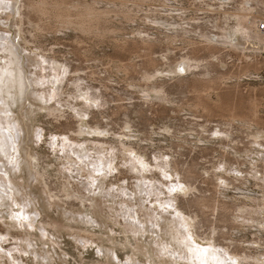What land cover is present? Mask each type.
<instances>
[{"label": "rangeland", "instance_id": "obj_1", "mask_svg": "<svg viewBox=\"0 0 264 264\" xmlns=\"http://www.w3.org/2000/svg\"><path fill=\"white\" fill-rule=\"evenodd\" d=\"M144 1H127L130 18L109 13L103 37L105 27L96 34L65 24L51 28L53 21L40 13L32 14L35 25L30 24L25 0H0V117L12 146L0 161L8 174L0 187V264H197L184 257L201 264H248L237 253L249 255L251 263L264 261V52L246 74L241 55L222 50V62L210 58L212 76L228 75L207 92L212 110L187 104L196 96L190 73L182 82L159 74L168 101L145 97L142 75L150 67L139 40L164 39L168 27L155 20L212 30L220 1ZM239 1L245 0L229 1L226 8L234 10ZM259 1L249 0V12L264 17ZM114 2L101 0L97 7ZM125 41L128 50L119 46ZM8 47L12 56L3 50ZM190 49L179 40L156 44L157 71ZM6 76L15 80L11 91ZM16 81H22V93ZM51 106L60 116L48 115ZM230 112L251 122L238 116L233 121ZM223 130L233 134L226 137ZM176 134L189 142L180 146ZM256 136L263 145L254 142ZM93 164L102 172L93 171ZM139 180L153 190L143 193ZM204 196L208 203L215 200L210 204L228 202L240 218L220 221L214 205L204 208L208 222L197 217L199 208L188 203ZM123 203L134 205L133 219L123 214ZM179 216L195 220L182 231L174 223ZM20 220L23 227L16 224ZM168 249L176 255L162 253Z\"/></svg>", "mask_w": 264, "mask_h": 264}, {"label": "bare ground", "instance_id": "obj_2", "mask_svg": "<svg viewBox=\"0 0 264 264\" xmlns=\"http://www.w3.org/2000/svg\"><path fill=\"white\" fill-rule=\"evenodd\" d=\"M100 1L101 0H25V3H23V6L25 7V9L28 10V12L26 11L27 14H25L24 12L23 13H24L25 17H27L28 22H30V24H31V22L33 23V18H32L33 15L32 14L36 15L37 13L38 14L40 13L41 17H42V15H45L46 17H48L50 20L53 21L52 24L49 25V26H52L51 28H58V27H61L62 25L65 24L64 25L65 27H66V25H71V26H74V28H76V29L78 28L81 31L91 32V33L94 32L96 34V33L102 32L101 27L104 23L107 22L106 20H108L107 18H108L109 13L115 12L118 15L122 14L125 17L126 16L129 17L132 12L130 13V9L126 5L127 1H132L133 4L138 5V4H143L142 1H144V0H119L120 4L115 3L114 1H116V0H112L114 2V4L111 8H108V9H104V8L101 9V8L97 7V4ZM219 1L220 2L218 3L219 8L217 9V11H218L217 14L220 15V18L218 20L214 21V26H212L213 27L212 30H210L211 28H209L208 26H205L203 24H200L199 26H197V25L194 26V24L190 23V21L185 22V23H188V25H189V27H186L180 23L175 22L174 19H172V21H174V23H176V24H173V25H172V23H170V21H168V19H164L165 20L164 22L163 21L159 22V21L155 20L156 24L164 25V29H166V27H168V33L164 32V35H163V36H165L164 39L161 40V39L157 38L156 40H154V39H150V38H143V39L139 40L140 45H142V48L145 49V52H146V57H147L146 64L153 70L152 71L150 68H148L144 71V73L142 75V81L144 82V85H145V88H143V91H144L143 94H145V97H148V98L150 97V98H153V99L158 100V101H168V99H169L168 94L169 93L165 88L166 84L164 85V83H167V82H161L160 79H159V81H157V78H159V74L162 73V74H165L166 76H168V74H169V76L171 78H176L178 81L182 82V81L186 80V77L184 75H186L187 73H190V74L195 76V80H194L195 85H193V84L192 85H193L194 93L196 94V96L192 102H189L187 104L190 105V107L193 106L196 108H198V106L199 107L203 106L204 108L208 109L207 111H209V110H212V107L208 108L209 105L207 106V104L205 102L206 101L205 99H209V95H207L208 94L207 92L210 90V88L213 87V85L222 81L224 78L228 77V75L226 76V74L225 75L224 74H218L216 76H212V74H211L212 71L209 67L212 66L213 63H212V61H210V58H217L219 61H221V59L219 57V53L222 50H228L229 52L232 51V53L234 52V53L238 54V56L241 55L242 57H244L245 63H246L245 64L246 68L243 70L244 71L243 74L244 73L246 74L252 68H254V69L257 68V66L260 64V61L255 60V58L258 55L260 57V55H262V53L264 52V30L258 29V24L260 22L264 23V19H262L264 17L263 16L258 17V16L250 14L249 11L254 10L252 7L254 5L250 4L249 0H245V1H241V2L239 1L240 4L237 7H235L234 10L233 9L228 10L229 8L228 9L226 8V6H228V4H230L229 1H233V0H219ZM137 5H135V6H137ZM257 6H259L261 8L260 12H264V0L257 2ZM104 7H106V6H104ZM131 17H132V15H131ZM104 21H106V22H104ZM102 22H103V24H102ZM33 24L35 25V23H33ZM104 27H105V25H104ZM104 27H102V28H104ZM37 28H38V26L36 27V29ZM106 28L107 27H105L104 29H106ZM198 28H200L199 31L197 30ZM104 29H103V34H102L103 37H104L105 33L107 32V29L105 31H104ZM207 30H209V32H206ZM108 32H109V30H108ZM110 32H112V31H110ZM141 32H139V33H141ZM94 33H93V35H95ZM99 35H101V34H98L97 36H99ZM34 38H36V37L34 36ZM177 40L181 41L182 44H186V46L187 45L190 46L192 49V53L182 56V58L180 60H178L177 62L167 64V67H168L167 69L157 71V69H158L156 66L157 61H155V59L152 57V54L154 52L152 49L154 47H156V44H160L161 42L166 43V45H171ZM128 42L125 41L124 43H121L119 45L120 48H123V50L125 47L127 48L128 45L126 43H128ZM135 43L137 44V42H135ZM135 45H134V48H136V49L138 47H140L139 45H138V47L137 46L135 47ZM128 48L126 50H128ZM142 48H138V50L142 49ZM3 50L4 51L7 50V52H9L11 54L10 56L13 55V52H12L10 47H8V49H3ZM200 52H203L204 57H199ZM181 69H182V71H181ZM6 71H8V73H9L12 71V69H8L6 67ZM166 72H168V73H166ZM197 77H199V78H197ZM7 79H8V81H7ZM161 79H162V77H161ZM2 81H4V79H2ZM10 81L15 82V80H12L10 77L6 76V87L9 91H11L15 87L14 83H11ZM22 81H20V83H18L16 81L17 87H18V90L20 91V93H22V89L20 87L21 85H23ZM190 86H191V84H190ZM6 87H5V89H6ZM23 93H24V90H23ZM54 95H56V93H54ZM149 101L150 100H148V102ZM0 102H2V101H0ZM254 102H255V100H254ZM155 103H158V102L155 101ZM46 109H48V115H50V116L52 115V117L53 116L54 117L60 116L58 109L55 108L54 106H51V107L46 108ZM206 109H205V111H206ZM236 116H238L237 118H241L242 120L244 119L247 122H251L248 119V116H246L244 114H236V113L230 112L228 117H229V119L233 120V118H236ZM3 120H4L3 117H0V131H1V133H0V161H3L4 158L3 159L1 158L3 155H8V151H9V148L11 146V145L10 146L8 145V142L10 139L9 136H7L4 132V130L1 129V128H3L2 127ZM235 120H233V121H235ZM229 122H231V121H229ZM254 123L257 124V126H258V124L261 125V123H258V122H254ZM4 127H5V125H4ZM222 132H224L226 137L233 134V133H230L229 130H223ZM255 135H257V133ZM176 138L177 139L179 138V140L181 141V144L179 143L180 146H182V144H184V143L186 144L189 142L187 137H178L176 134ZM197 140L204 142V138H198ZM197 140H196V142H197ZM201 142H199V143H201ZM254 142L258 143V145L259 144L263 145V142L258 140V136H256V138H254ZM64 144H66V143H64ZM122 144L124 146V142H122ZM11 148H12V146H11ZM140 164H142V163H140ZM92 170L96 171V172H100V173L102 172L101 168L99 166H96L95 164L92 165ZM189 173H190V171H186L187 177L186 176L185 177L187 179L191 178V174H189ZM7 175L8 174L5 172L3 167L0 166V187L1 188H4L5 184H7L6 182L8 180L5 178V176H7ZM217 178L219 180H221L222 182L226 181L228 183V185L233 184V182H234V181H232V178H229V177L227 178V177L222 176V175H218ZM141 183H144V186H145L144 191H142V192L148 193V191H146V187H148V186L145 185V181H140V183L138 184V185H140V188H141ZM11 185H14V184L12 183ZM191 186L192 185H190V187ZM154 189H155V187H154ZM121 190H124L126 192L125 188L121 187ZM152 190H153L152 187L149 188V191H152ZM173 191L174 190L172 189V192ZM123 194L125 195L126 193H123ZM1 198L2 197L0 196V199ZM211 199H213V197ZM207 200L209 201L210 198L206 199L204 196V197H197V198L189 201V203H188L189 206H196L199 208L198 212L200 214L197 212L196 213L197 217L201 216V218H202V216H203L202 214H204L205 213L204 210H206L204 208H206V207L208 208L212 205H214L215 208L221 210V212L219 214L220 215L219 216L220 221L222 220L223 222L231 223L232 222V221L230 222L231 217H229V216H234L235 219L240 216V215L235 214V211H236V210H234L235 208L232 205H230L228 202L222 201L223 199L222 200L219 199L220 201H218V202L216 201V204H210V203L214 202L215 200L214 201L211 200L212 202L210 201V203H208ZM158 204H159V202H158ZM122 206L126 207V210L124 211L123 214L124 215L126 214V217L133 219L132 215L130 214V209H131V206H134V205H129L127 203H123ZM244 206H246V205H244ZM244 206H241V208H243ZM210 208H212V207H210ZM218 212H219V210H218ZM204 215L207 216V214H204ZM206 216H203V218H202V219H204V221H205V219L207 220V218H205ZM201 218L199 219L200 221H198L197 224L203 223ZM178 220H180L179 223L176 220H174V223L175 224L177 223V226L180 227V229L182 231H184L182 229V226L189 227V224L187 225L188 221L192 222V220H195V218L192 217V218L184 219L183 217L179 216ZM208 220H207V222H208ZM20 221H16V224L19 227H21V226L23 227L24 221H22V220H20ZM43 227H44V225H43ZM16 228L17 227H14V229H16ZM132 229H133L132 231L134 232L135 227H132ZM182 231H181V233H182ZM25 235H26L25 241H27V242L31 241L32 235H30V233L29 234L25 233ZM183 236H185V238H187V235L185 233H183ZM162 253L165 255L169 254L168 255L169 257H174L176 255V253L170 252L169 249L167 251H162ZM203 253H205V251H203ZM200 254L202 255V252H200ZM237 255L239 256L238 258L240 259V262L246 261V262H248V264H264V261L259 260V259H257V261L255 263H251L249 261V259H250L249 255H245L242 257H240V255L238 253H237ZM1 257L2 256L0 255V258ZM182 258L183 257H181L179 255V259H182ZM184 259L186 261H194V263H197V264L202 263V262L200 263L199 261L196 262L195 259H190V258L188 259L186 257H184ZM174 264H176V260H175Z\"/></svg>", "mask_w": 264, "mask_h": 264}, {"label": "built area", "instance_id": "obj_3", "mask_svg": "<svg viewBox=\"0 0 264 264\" xmlns=\"http://www.w3.org/2000/svg\"><path fill=\"white\" fill-rule=\"evenodd\" d=\"M258 29H260V30H264V23H263V22H260V23L258 24Z\"/></svg>", "mask_w": 264, "mask_h": 264}, {"label": "snow or ice", "instance_id": "obj_4", "mask_svg": "<svg viewBox=\"0 0 264 264\" xmlns=\"http://www.w3.org/2000/svg\"><path fill=\"white\" fill-rule=\"evenodd\" d=\"M181 71H182V69H181Z\"/></svg>", "mask_w": 264, "mask_h": 264}]
</instances>
